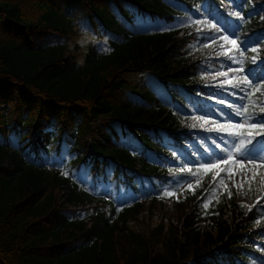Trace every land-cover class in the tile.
<instances>
[{
    "label": "trees",
    "instance_id": "1",
    "mask_svg": "<svg viewBox=\"0 0 264 264\" xmlns=\"http://www.w3.org/2000/svg\"><path fill=\"white\" fill-rule=\"evenodd\" d=\"M262 106L264 0H0V264H264Z\"/></svg>",
    "mask_w": 264,
    "mask_h": 264
},
{
    "label": "rangeland",
    "instance_id": "2",
    "mask_svg": "<svg viewBox=\"0 0 264 264\" xmlns=\"http://www.w3.org/2000/svg\"><path fill=\"white\" fill-rule=\"evenodd\" d=\"M154 25V24H152ZM150 26V24H144V23H139L136 27L138 30H142L144 28H148ZM253 48V46L251 47ZM253 61H256V58H253ZM218 158L215 159V161H217ZM238 159V158H237ZM59 158L55 157L53 159V161L58 162ZM245 161L244 160H240L238 159L236 162H233L230 165L229 170L232 172V178H231V182L235 187H239L241 185V183L246 180L249 177V174L247 172V170H243L242 168L244 167L243 163ZM47 163H50V161H48ZM221 163V162H220ZM58 164V163H57ZM56 165V164H55ZM218 164L214 171L218 170L219 168ZM64 174V173H63ZM198 185L197 180L193 179V178H187L183 183H181L179 185L178 190L176 191V193L174 194L176 198H180L183 196L184 189H188L190 191H193L194 188ZM91 188V187H90Z\"/></svg>",
    "mask_w": 264,
    "mask_h": 264
},
{
    "label": "snow or ice",
    "instance_id": "3",
    "mask_svg": "<svg viewBox=\"0 0 264 264\" xmlns=\"http://www.w3.org/2000/svg\"><path fill=\"white\" fill-rule=\"evenodd\" d=\"M223 39L228 40V36H224ZM228 42L231 43V44H233V45H235V43H236L235 40H230V41H228ZM235 71H240V69H236ZM221 75H226V74H225V73H221ZM244 83H245L247 86L252 87L255 91H259V90H260V88L257 87V83H258V81H252V80L244 79ZM233 86H234V87H239L238 84H237V85H233ZM242 107H243V106H242ZM260 110H261L262 112H264V106H262ZM238 112H239V110H238ZM244 112H247V109H246V108H244ZM257 124H259V125H261L262 127H264V120H262V121H257ZM256 126H257L256 124L251 125L252 128H256ZM231 127L239 128L240 125H239V124H236V125H232ZM257 159H258V158L255 157V156H250V157H249V161H250V162H251V161H256ZM260 163H261V164H264V159H261V160H260ZM212 167H216V165H207V166H206V168H212ZM205 207H207V205H205Z\"/></svg>",
    "mask_w": 264,
    "mask_h": 264
}]
</instances>
